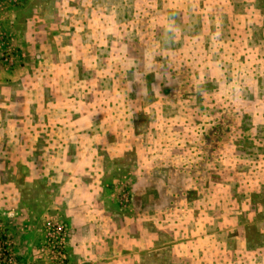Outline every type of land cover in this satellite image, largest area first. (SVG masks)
<instances>
[{
  "label": "rangeland",
  "instance_id": "374dc122",
  "mask_svg": "<svg viewBox=\"0 0 264 264\" xmlns=\"http://www.w3.org/2000/svg\"><path fill=\"white\" fill-rule=\"evenodd\" d=\"M0 235L15 264H264V0H0Z\"/></svg>",
  "mask_w": 264,
  "mask_h": 264
},
{
  "label": "built area",
  "instance_id": "2783aa9c",
  "mask_svg": "<svg viewBox=\"0 0 264 264\" xmlns=\"http://www.w3.org/2000/svg\"><path fill=\"white\" fill-rule=\"evenodd\" d=\"M0 264H15L14 257L11 253L10 247L3 238V236L1 235H0Z\"/></svg>",
  "mask_w": 264,
  "mask_h": 264
}]
</instances>
